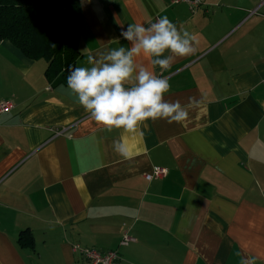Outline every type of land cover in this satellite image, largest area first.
Segmentation results:
<instances>
[{
  "label": "crops",
  "instance_id": "obj_1",
  "mask_svg": "<svg viewBox=\"0 0 264 264\" xmlns=\"http://www.w3.org/2000/svg\"><path fill=\"white\" fill-rule=\"evenodd\" d=\"M80 7L75 66L130 47L120 31L131 23L166 15L194 35V54L168 70L136 63L169 80L166 98L200 104L187 122L109 130L48 82L44 59L1 40L0 264H86L76 244L117 249L118 264H264V0H204L195 13L174 0ZM153 166L167 174L146 180ZM24 229L33 247L17 243ZM124 233L134 241L120 245Z\"/></svg>",
  "mask_w": 264,
  "mask_h": 264
},
{
  "label": "clouds",
  "instance_id": "obj_2",
  "mask_svg": "<svg viewBox=\"0 0 264 264\" xmlns=\"http://www.w3.org/2000/svg\"><path fill=\"white\" fill-rule=\"evenodd\" d=\"M120 37L130 47L121 45L89 55L88 66H68L67 87L76 94L79 104L109 130L135 133L149 119H164L170 124L187 122L200 101L189 97L184 104L180 99L166 98L169 80L145 65L138 66L136 58L143 55L149 58L152 69L168 70L178 58L194 54L196 37L179 30L166 15L148 26L139 22L121 26ZM112 147L118 154L128 155L119 139L112 141Z\"/></svg>",
  "mask_w": 264,
  "mask_h": 264
},
{
  "label": "trees",
  "instance_id": "obj_3",
  "mask_svg": "<svg viewBox=\"0 0 264 264\" xmlns=\"http://www.w3.org/2000/svg\"><path fill=\"white\" fill-rule=\"evenodd\" d=\"M82 22L80 0H0V41L9 40L30 59H44V76L52 85H67V68L80 54ZM16 240L33 247L29 229Z\"/></svg>",
  "mask_w": 264,
  "mask_h": 264
},
{
  "label": "built area",
  "instance_id": "obj_4",
  "mask_svg": "<svg viewBox=\"0 0 264 264\" xmlns=\"http://www.w3.org/2000/svg\"><path fill=\"white\" fill-rule=\"evenodd\" d=\"M174 2H181L187 5L191 13L198 11L204 3V0H174ZM264 85V78L262 80ZM11 107L8 101L0 102V112L7 111ZM167 174V169L164 167L153 166L151 171L144 173V178L148 181L153 179H159ZM134 241V238L124 233L120 239V245H126L129 242ZM74 250L78 251L85 260L86 264H118L119 253L117 249H110L107 251H100L92 247H83L78 244L74 245Z\"/></svg>",
  "mask_w": 264,
  "mask_h": 264
},
{
  "label": "rangeland",
  "instance_id": "obj_5",
  "mask_svg": "<svg viewBox=\"0 0 264 264\" xmlns=\"http://www.w3.org/2000/svg\"><path fill=\"white\" fill-rule=\"evenodd\" d=\"M254 14H255V12H254ZM253 15V14H252Z\"/></svg>",
  "mask_w": 264,
  "mask_h": 264
}]
</instances>
